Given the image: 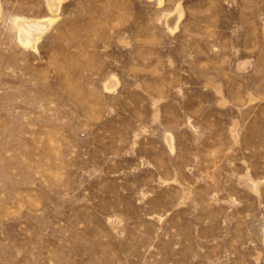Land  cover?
<instances>
[{"label":"rangeland","instance_id":"374dc122","mask_svg":"<svg viewBox=\"0 0 264 264\" xmlns=\"http://www.w3.org/2000/svg\"><path fill=\"white\" fill-rule=\"evenodd\" d=\"M0 264H264V0H0Z\"/></svg>","mask_w":264,"mask_h":264},{"label":"bare ground","instance_id":"6f19581e","mask_svg":"<svg viewBox=\"0 0 264 264\" xmlns=\"http://www.w3.org/2000/svg\"><path fill=\"white\" fill-rule=\"evenodd\" d=\"M51 4L54 6L53 1H51ZM15 24L19 31L18 38L20 43L26 48H35L36 42L46 30V27L44 29L40 28L39 22L32 20L17 19Z\"/></svg>","mask_w":264,"mask_h":264}]
</instances>
